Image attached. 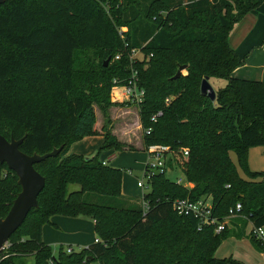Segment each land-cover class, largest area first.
<instances>
[{"label": "trees", "instance_id": "1", "mask_svg": "<svg viewBox=\"0 0 264 264\" xmlns=\"http://www.w3.org/2000/svg\"><path fill=\"white\" fill-rule=\"evenodd\" d=\"M263 3L6 0L0 6V135L24 137L19 150L28 156L62 150L34 166L45 180L38 207L9 238L0 264L28 258L34 264H223L214 253L226 228L216 234L214 226L199 228L197 220L179 216L172 204L178 199H210L219 222L240 203L247 223L264 228V174L261 182L245 181L230 158L233 153L240 170L255 176L247 158L250 149L264 147V82L231 77L244 61L228 43L235 25ZM156 7L166 15H152ZM133 49L143 56L132 68L145 91L137 107L144 150L170 155L192 185L172 182L165 173L153 175L139 204L122 195L120 169L68 154L73 143L98 135L93 104L111 105L112 80L123 85ZM92 50L96 63L78 55ZM112 63L113 79L104 74ZM181 66L186 74L172 80ZM204 78L226 81L214 102L200 94ZM106 126L101 150L134 151ZM168 165L173 169L171 161ZM17 180L0 164V218L20 192ZM72 185L77 188L70 190ZM54 215L90 218L99 243L71 254L60 247L53 256L42 241V226ZM251 238L264 255V245Z\"/></svg>", "mask_w": 264, "mask_h": 264}, {"label": "rangeland", "instance_id": "2", "mask_svg": "<svg viewBox=\"0 0 264 264\" xmlns=\"http://www.w3.org/2000/svg\"><path fill=\"white\" fill-rule=\"evenodd\" d=\"M157 13L159 17L166 15L164 9L160 7H156L152 11V15ZM149 20L152 21L151 18ZM123 30L126 32L128 27L123 28ZM95 52L96 50L80 51L78 55L82 59H90V61L96 63L98 60L95 57ZM115 71V66L112 63L104 74L113 79V76L117 73ZM185 74L186 72L183 71L182 75ZM209 83L215 92L226 86V81L224 80L211 79ZM109 101L111 105L107 106H103V104L98 102L93 104L95 132L103 135V127L107 125L106 127H108L111 134L123 147H130L135 151L138 150L137 152H144L143 130L138 109L129 104V106L124 105L118 95L112 91V88L109 91ZM102 146L103 141L99 137L93 136L88 140V151L91 150L92 157H95L99 163H105L109 168L120 169L122 172L121 193H127L125 196L134 199L133 201L139 204V198L142 193L149 192L147 181L144 179L146 155L144 153L122 152L114 149L101 150ZM230 158L236 165L238 176L241 179L252 183L262 181L260 175L264 174V147L252 148L248 151V169L251 173H255V176L247 177L240 170L236 156L233 153H230ZM165 178L172 182L180 180V185L187 188L192 187L186 181L180 165H175L172 171H167ZM138 183H143L146 188L139 189L137 187ZM76 188V185H72L69 189L73 190ZM225 221H227L226 230L221 235L222 242L214 253V257L221 262L225 260L223 264H264V255L257 252L245 218L226 217ZM43 230L46 232V239L43 243L51 249L53 256L57 255L60 247L63 249L70 247L74 252H79L81 248L87 247L84 244L88 242H90L89 245L93 244V240L96 237L93 221L85 217L54 215L42 226ZM58 239L62 243L52 245H47L46 243L47 241L55 243ZM17 264H34V262L32 258H28L23 263L17 262Z\"/></svg>", "mask_w": 264, "mask_h": 264}, {"label": "built area", "instance_id": "3", "mask_svg": "<svg viewBox=\"0 0 264 264\" xmlns=\"http://www.w3.org/2000/svg\"><path fill=\"white\" fill-rule=\"evenodd\" d=\"M118 31H119V35H121L124 32L122 28L119 29ZM120 56L121 54L116 55L114 57V60L115 61L119 60ZM142 57H143L142 52L140 50H134V49L130 50L128 57L130 63L129 75L123 81L124 83L121 86L119 84L120 83L119 80H113V87H112V91H114L115 93L117 91H120L125 104L132 105L135 108H137L143 102L145 91L140 86L138 73L136 70L132 68V65L137 60H141ZM165 102L168 103L169 101L166 100ZM160 115L161 113L152 115L150 117V121L155 122ZM149 132L150 130H147L145 133L149 134ZM183 155L188 156V152L185 151ZM169 161H171L174 168L175 167L174 161L171 159V156L165 153L164 151L151 150L146 152L144 179L147 181V184L149 181H151V178L153 177V175H155V173L166 174L167 171H172V168H170L168 165ZM180 182H181L180 180L176 181V183L178 184H180ZM137 186L139 189L146 188L143 183H138ZM172 204L174 210L179 216L190 217L197 220V222H199V226H198L199 228L201 226H214V231L216 234H219L226 228L227 221H225V219L219 222L216 218L212 216V202L210 199H200L197 201H191L187 198L178 199L175 200ZM142 209L143 211H146L148 209V205L146 202H142ZM241 212H242V206L240 203H237L234 207L229 209L227 218L242 217ZM248 225H249V233L251 234V236H253L256 241L264 245V228H255L252 226L250 222H248ZM94 243L98 244L99 241L97 239H94ZM8 248H9V244L7 242L3 246L1 253H3ZM65 252L67 254H71L74 251L70 247H67L65 249ZM5 257L6 256H2V258ZM92 264H98V263H92Z\"/></svg>", "mask_w": 264, "mask_h": 264}, {"label": "water", "instance_id": "4", "mask_svg": "<svg viewBox=\"0 0 264 264\" xmlns=\"http://www.w3.org/2000/svg\"><path fill=\"white\" fill-rule=\"evenodd\" d=\"M5 1L0 0V6ZM109 60L108 58L105 61L104 67L108 65ZM185 70L186 66L179 67L172 80L177 79ZM200 94L207 97L211 102L215 101V91L211 87L208 78L201 81ZM23 139L24 137L19 140L13 138L6 140L0 135V164H5L7 169L16 175L17 184L20 187V192L12 201L8 213L4 218H0V254L3 246L22 225L29 212L38 207L37 199L44 189L45 180L34 169V166L49 157H56L62 150V147H59L44 155L33 154L28 156L19 150ZM155 175L158 174L155 173Z\"/></svg>", "mask_w": 264, "mask_h": 264}, {"label": "crops", "instance_id": "5", "mask_svg": "<svg viewBox=\"0 0 264 264\" xmlns=\"http://www.w3.org/2000/svg\"><path fill=\"white\" fill-rule=\"evenodd\" d=\"M228 43L232 50H234L238 55V57L244 61L243 66L236 69L231 74V77L234 79H246L264 82V3L255 10L249 12L238 24L235 25L234 29L229 35ZM116 94L125 104L120 91L116 92ZM94 137H99L103 141L101 133H98V135ZM89 139L90 137H85L80 141L73 143L69 148L68 154L92 158L91 150L88 151ZM137 151L138 150H123L122 152L144 153L146 155L145 151ZM126 194L127 193L122 195L127 197L125 196ZM143 194L144 193H142L141 197ZM44 232L45 230L42 231V241L46 239V232ZM46 243L47 245H52L62 242H59L58 239L55 241V243H51L49 241ZM89 243L90 242L84 245L88 246Z\"/></svg>", "mask_w": 264, "mask_h": 264}]
</instances>
